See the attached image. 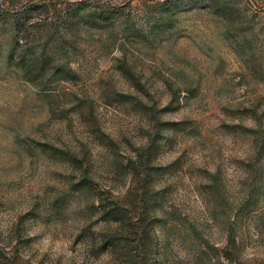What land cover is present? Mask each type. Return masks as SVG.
Instances as JSON below:
<instances>
[{"label": "rangeland", "instance_id": "374dc122", "mask_svg": "<svg viewBox=\"0 0 264 264\" xmlns=\"http://www.w3.org/2000/svg\"><path fill=\"white\" fill-rule=\"evenodd\" d=\"M16 17L60 40L38 73ZM142 187L156 264H264V0H0V256L115 264L98 197Z\"/></svg>", "mask_w": 264, "mask_h": 264}, {"label": "trees", "instance_id": "16d2710c", "mask_svg": "<svg viewBox=\"0 0 264 264\" xmlns=\"http://www.w3.org/2000/svg\"><path fill=\"white\" fill-rule=\"evenodd\" d=\"M50 23L52 24L55 16H49ZM67 26L74 25L72 17L67 16L64 19ZM12 35L8 46L7 57L8 60L20 65L24 68L25 74L32 72L31 67L25 65V59L28 56L34 57V61L38 62L36 72H40L46 65L53 63L59 56V42L58 38L52 32L44 31L40 34L38 39V51L33 47L34 41H28V34L30 32L24 28L16 17L11 22ZM40 33V29H35ZM20 32L25 33V43L19 44L18 35ZM33 34V33H32ZM31 34V35H32ZM56 72H62L63 78L69 70H66L60 62L59 66L52 71V75ZM149 182V181H148ZM137 191L133 194L129 189L124 196L115 197L109 195L106 197H98V207L100 213L109 220L116 224L113 231L106 230L101 235V242L104 247H107L111 255L115 256V264H135L136 250L138 245L143 246V253L146 255L145 264H156V259L160 256L161 252L157 249L158 245H151V241L156 236V225L159 221L167 216L162 206H160V198L157 191L148 188ZM143 189V190H142ZM136 218V219H135ZM162 231V227L159 226ZM131 234H134L131 237ZM140 234V235H139ZM138 235L141 236L138 238ZM137 236V237H136ZM0 264H17L16 256H0Z\"/></svg>", "mask_w": 264, "mask_h": 264}]
</instances>
